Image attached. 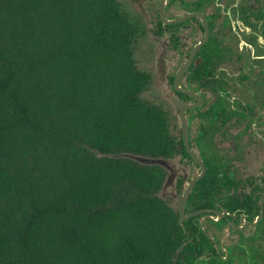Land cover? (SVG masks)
Listing matches in <instances>:
<instances>
[{"label":"trees","instance_id":"1","mask_svg":"<svg viewBox=\"0 0 264 264\" xmlns=\"http://www.w3.org/2000/svg\"><path fill=\"white\" fill-rule=\"evenodd\" d=\"M119 0H0V264H170L165 112ZM180 264V261L177 262Z\"/></svg>","mask_w":264,"mask_h":264},{"label":"flooded vegetation","instance_id":"2","mask_svg":"<svg viewBox=\"0 0 264 264\" xmlns=\"http://www.w3.org/2000/svg\"><path fill=\"white\" fill-rule=\"evenodd\" d=\"M119 1L139 26L143 95L166 116L170 264L180 247L175 264H264V0Z\"/></svg>","mask_w":264,"mask_h":264},{"label":"water","instance_id":"3","mask_svg":"<svg viewBox=\"0 0 264 264\" xmlns=\"http://www.w3.org/2000/svg\"><path fill=\"white\" fill-rule=\"evenodd\" d=\"M122 156H126V157H130L136 161H138L139 163L142 164H162L163 160L161 158H152V157H146V156H141V155H133L130 153H123L121 154ZM182 213V210H181ZM181 250V247L178 248L177 252H176V256L174 261L171 264H175L177 257H178V253Z\"/></svg>","mask_w":264,"mask_h":264},{"label":"rangeland","instance_id":"4","mask_svg":"<svg viewBox=\"0 0 264 264\" xmlns=\"http://www.w3.org/2000/svg\"><path fill=\"white\" fill-rule=\"evenodd\" d=\"M124 2L121 1V5H123ZM124 6V5H123ZM143 98H146V95H143ZM147 99V98H146Z\"/></svg>","mask_w":264,"mask_h":264}]
</instances>
